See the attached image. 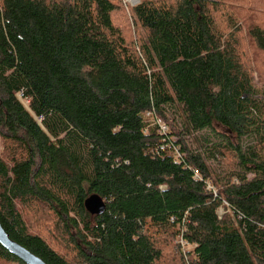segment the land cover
Here are the masks:
<instances>
[{"label": "trees", "instance_id": "1", "mask_svg": "<svg viewBox=\"0 0 264 264\" xmlns=\"http://www.w3.org/2000/svg\"><path fill=\"white\" fill-rule=\"evenodd\" d=\"M232 1L251 2L140 0L135 41L114 23L123 0H0V224L13 241L46 264H264V92ZM246 24L264 52V22ZM94 194L99 216L85 209ZM0 262L25 264L1 244Z\"/></svg>", "mask_w": 264, "mask_h": 264}, {"label": "rangeland", "instance_id": "2", "mask_svg": "<svg viewBox=\"0 0 264 264\" xmlns=\"http://www.w3.org/2000/svg\"><path fill=\"white\" fill-rule=\"evenodd\" d=\"M129 0H123L124 8L123 10H120L117 12V14L114 15V23L115 25L122 29L123 31H126L129 35H132V37L137 41L138 34L144 36L143 31L140 29V27L137 25L136 20L133 16L132 7L138 5L140 3V0H137L135 5H132V3L128 2ZM229 8L236 10L238 13L241 14L239 18V25H243L244 33L242 35V48L245 50L247 56H248V62L250 63L253 73H254V84L256 88L264 92V52H261L255 48V45L253 42L247 37L246 34V22L248 21H258L261 19L264 22V0H251L249 4H242L240 2L232 1L229 3ZM246 17V21H244V18ZM218 22L221 21L219 24L221 28H224L226 25L225 23L220 19L218 16ZM137 29L138 32H137ZM133 34L135 36H133ZM20 99V97L18 96ZM22 103L26 108L29 107V103L27 100H22ZM0 144L2 146L1 150H3V141L0 140ZM216 164V163H215ZM226 162L223 161V163L219 166L220 169H225L227 167ZM211 166H214V164H210ZM225 215V214H224ZM223 215V216H224ZM222 216V217H223ZM43 221V220H42ZM53 222V220H52ZM50 220H47L46 224L43 228V235L46 238H49L52 234L50 229L54 228L53 223ZM42 226V227H43ZM56 231V229L54 228ZM36 232H40L38 230H34ZM164 242V253L168 260H170L172 257H177L178 255V241L177 238H175L174 241L171 240H163ZM187 249V248H186ZM189 248L187 249V251ZM174 255V256H173ZM0 264H3L0 262Z\"/></svg>", "mask_w": 264, "mask_h": 264}, {"label": "water", "instance_id": "3", "mask_svg": "<svg viewBox=\"0 0 264 264\" xmlns=\"http://www.w3.org/2000/svg\"><path fill=\"white\" fill-rule=\"evenodd\" d=\"M85 209L90 215L99 216L106 211V202L97 194L91 195L85 201ZM0 244L10 254L17 257L25 264H46L40 257L30 252L25 247L13 241L0 224Z\"/></svg>", "mask_w": 264, "mask_h": 264}, {"label": "built area", "instance_id": "4", "mask_svg": "<svg viewBox=\"0 0 264 264\" xmlns=\"http://www.w3.org/2000/svg\"><path fill=\"white\" fill-rule=\"evenodd\" d=\"M128 2H129V3H132V5H135L136 2H137V0H129ZM19 97L21 98L22 96L19 95ZM147 116H148V117H151V114L148 113ZM157 124H158V126H159V132H160L161 134H165V133L168 131V127H167V125L164 124L161 120H158V121H157ZM161 150H163V151L166 150V146H162V147H161ZM196 176H198V172H196ZM209 188L212 189L211 186H210ZM224 205H225L226 207H228V204L224 203ZM225 213H226V211H225L223 208H221V209L218 211V216H219V218H222V216H223Z\"/></svg>", "mask_w": 264, "mask_h": 264}]
</instances>
